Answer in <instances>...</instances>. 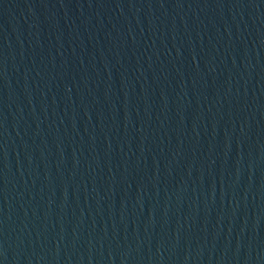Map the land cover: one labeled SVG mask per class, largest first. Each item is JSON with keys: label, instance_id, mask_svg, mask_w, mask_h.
<instances>
[{"label": "water", "instance_id": "water-1", "mask_svg": "<svg viewBox=\"0 0 264 264\" xmlns=\"http://www.w3.org/2000/svg\"><path fill=\"white\" fill-rule=\"evenodd\" d=\"M0 264H264V0H0Z\"/></svg>", "mask_w": 264, "mask_h": 264}]
</instances>
